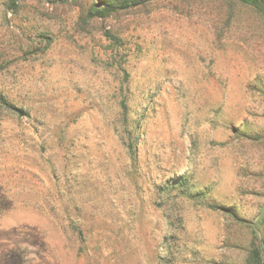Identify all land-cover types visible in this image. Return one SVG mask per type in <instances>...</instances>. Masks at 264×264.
<instances>
[{
	"label": "rangeland",
	"instance_id": "obj_1",
	"mask_svg": "<svg viewBox=\"0 0 264 264\" xmlns=\"http://www.w3.org/2000/svg\"><path fill=\"white\" fill-rule=\"evenodd\" d=\"M11 1L0 264H247L264 232V13Z\"/></svg>",
	"mask_w": 264,
	"mask_h": 264
},
{
	"label": "trees",
	"instance_id": "obj_2",
	"mask_svg": "<svg viewBox=\"0 0 264 264\" xmlns=\"http://www.w3.org/2000/svg\"><path fill=\"white\" fill-rule=\"evenodd\" d=\"M67 1V0H62ZM152 0H103V7H92L90 11L91 15H104L106 13L115 12L118 10L126 9L129 7H135L147 3ZM244 4L250 5L253 8L264 13V0H238ZM17 0H12L11 5L15 6ZM0 101L5 104V101L1 98ZM128 149L132 156L135 157V145L133 141L128 143ZM247 264H264V232L263 235L258 238V243L252 247L247 258Z\"/></svg>",
	"mask_w": 264,
	"mask_h": 264
}]
</instances>
